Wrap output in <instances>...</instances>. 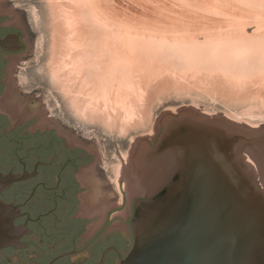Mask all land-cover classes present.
Returning <instances> with one entry per match:
<instances>
[{"label": "rangeland", "instance_id": "374dc122", "mask_svg": "<svg viewBox=\"0 0 264 264\" xmlns=\"http://www.w3.org/2000/svg\"><path fill=\"white\" fill-rule=\"evenodd\" d=\"M25 2L45 82L111 157L189 107L264 127V0Z\"/></svg>", "mask_w": 264, "mask_h": 264}, {"label": "water", "instance_id": "95a60500", "mask_svg": "<svg viewBox=\"0 0 264 264\" xmlns=\"http://www.w3.org/2000/svg\"><path fill=\"white\" fill-rule=\"evenodd\" d=\"M33 42L17 72L13 102L28 101L49 122L62 123L94 145H109L96 129L74 120L45 82L34 57L38 37L25 0H11ZM155 144H134L129 178L136 203L134 242L121 264H264V127L252 128L196 108L164 112ZM248 151L263 181L246 161ZM16 227L0 203V249Z\"/></svg>", "mask_w": 264, "mask_h": 264}, {"label": "flooded vegetation", "instance_id": "af4514ba", "mask_svg": "<svg viewBox=\"0 0 264 264\" xmlns=\"http://www.w3.org/2000/svg\"><path fill=\"white\" fill-rule=\"evenodd\" d=\"M19 12L0 0V203L17 230V239L0 249V264H121L143 197L121 174L130 149L109 157L66 125L31 112L33 101L13 102L33 42ZM160 132L161 126L139 140L154 145Z\"/></svg>", "mask_w": 264, "mask_h": 264}, {"label": "bare ground", "instance_id": "6f19581e", "mask_svg": "<svg viewBox=\"0 0 264 264\" xmlns=\"http://www.w3.org/2000/svg\"><path fill=\"white\" fill-rule=\"evenodd\" d=\"M100 67V66H99ZM95 68V67H94ZM96 69V68H95ZM94 69V70H95ZM87 110V109H86ZM145 133V132H144ZM134 147V146H133ZM133 147L130 148V150L128 152H126L125 154H122V163H121V174L127 177V188L133 192L132 186H131V182H130V178H129V169H130V160H131V155H132V151H133ZM245 155H246V161L248 163H250L256 170V172L259 175V179L260 181H263L262 175H261V171L260 168L258 166V163L256 162V160L254 159V157L246 150L245 151ZM119 170V171H120ZM264 183V182H263ZM134 193V192H133Z\"/></svg>", "mask_w": 264, "mask_h": 264}]
</instances>
